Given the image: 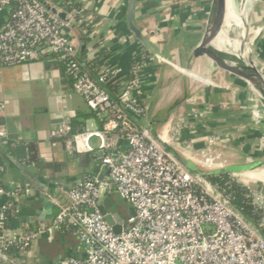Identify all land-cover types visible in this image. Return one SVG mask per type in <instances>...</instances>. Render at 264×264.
<instances>
[{"label":"built area","instance_id":"2783aa9c","mask_svg":"<svg viewBox=\"0 0 264 264\" xmlns=\"http://www.w3.org/2000/svg\"><path fill=\"white\" fill-rule=\"evenodd\" d=\"M4 9H10V14L0 29V67L58 54L66 61L72 90L90 111L105 119L100 130L71 134L70 123L62 122L49 133L53 142L66 140L76 153L90 154L99 161L95 174L77 181L63 200H51L57 211L47 232L72 229L83 253L81 258L64 257L58 264H264V235L258 226L232 207L224 191L186 172L140 123L147 110L140 99L143 82L150 78L146 69L153 61L166 60L139 54L127 72L108 65L94 80L76 61L69 33L73 15L60 21L36 0H0V11ZM116 77L121 82L111 97L101 85ZM254 103L250 113L264 116V110ZM171 131L172 142L179 129ZM5 137L0 130V141ZM217 142L210 137L207 145ZM194 155L192 159L208 165L224 164L217 153H202L200 159ZM0 195L15 198L16 192L0 189ZM111 195L133 210L131 217L118 223V233L100 213L102 200ZM249 197L264 226V193L250 189ZM10 209L7 203L0 208V264H12L7 254L10 248L24 251L39 236L10 230L6 216Z\"/></svg>","mask_w":264,"mask_h":264},{"label":"crops","instance_id":"0c3cea01","mask_svg":"<svg viewBox=\"0 0 264 264\" xmlns=\"http://www.w3.org/2000/svg\"><path fill=\"white\" fill-rule=\"evenodd\" d=\"M43 1L62 10L57 5L63 0H55L56 4ZM66 1L80 5L85 12L82 21L93 33L90 42L84 37L80 23H71L70 38L80 59L83 56L92 59L95 53L92 46L96 44L97 50L113 53L105 66H117L127 72L131 60L146 51L128 31L125 20L128 0ZM261 3L263 10L264 0ZM210 8L211 0H136V26L155 50L169 59L168 63H149L146 71L150 78L143 82L140 99L150 108L152 117L168 105L179 90L181 78L187 77L196 86V93L177 107L161 132L163 141L188 158L197 153L200 159L202 153L209 151L220 155L224 164L264 160V116L250 113L254 98L204 58L192 57L204 36ZM9 14L10 9L0 11V29ZM256 22L262 25L264 17ZM256 37L258 51L262 52L257 57L264 63L262 27ZM258 68L264 76V67ZM0 103L3 105L0 130L6 134L0 141V189L16 192V207L8 227L21 234L39 233L28 250L11 257L12 264H39L41 241L54 244L56 256L74 254L81 258L83 253L73 243L77 240L72 229L69 235L47 232L57 211L51 200H63L65 192L91 175L97 163L90 154L76 153L66 140L53 142L49 133L75 114L88 113L86 102L65 82L59 69L34 61L0 67ZM140 123L145 125V118ZM173 127L179 132L171 142ZM94 129L102 128L95 119H87L82 131ZM210 137L219 140L218 144L207 145ZM19 146L25 147L24 155L19 156L16 151ZM31 154H35L36 163L30 161ZM48 163L63 168L59 171L39 168L40 164ZM30 168L36 170L33 178L25 172ZM251 178H255L253 183L259 178L264 182V175ZM24 189H29L30 194L25 195ZM118 199L117 195L105 197L100 207L125 221L127 205L120 207ZM7 201L8 196L0 195V208Z\"/></svg>","mask_w":264,"mask_h":264},{"label":"water","instance_id":"95a60500","mask_svg":"<svg viewBox=\"0 0 264 264\" xmlns=\"http://www.w3.org/2000/svg\"><path fill=\"white\" fill-rule=\"evenodd\" d=\"M44 9H46L53 17L60 21L67 20V14L54 7L43 0H36ZM255 1V0H252ZM136 0H128L126 10V24L128 31L132 34L134 39L152 56L161 57L167 62L169 59L155 50L151 43L145 38L141 30L136 26L134 21ZM254 3L252 4V6ZM251 6V8H252ZM226 14L227 3L226 0H211V8L206 24L204 36L199 45L193 50L192 57L194 59L204 58L209 62L211 67L226 76L232 78L241 84L255 99V101L264 110V76L257 67L255 61L250 59L248 66L241 69V60H237L233 54L232 46H223L219 51L216 47L215 40L221 33V37H229V32H226ZM242 15V13H241ZM244 17V16H243ZM242 16L241 31L244 34V21ZM243 36V35H242ZM258 38L256 37L253 45H256ZM221 58H220V54ZM196 93V86L189 83L187 77H182L178 92L174 95L168 105L159 111L154 116H150V108L146 110L145 126L151 137L189 174L200 179H207L208 177H217L221 175L252 177L264 175V160H249L245 163H232L223 165H208L201 161L188 158L181 154L162 140L161 132L169 124L177 107L184 101L192 98ZM2 141V140H1ZM16 151L24 155L25 147H16ZM36 170L33 168L27 169L25 172L33 178ZM100 213L103 215L107 225L113 228V231L118 233V223L122 222L121 217L111 212H106L100 207ZM127 215L132 216L133 210L131 207L127 208Z\"/></svg>","mask_w":264,"mask_h":264},{"label":"trees","instance_id":"16d2710c","mask_svg":"<svg viewBox=\"0 0 264 264\" xmlns=\"http://www.w3.org/2000/svg\"><path fill=\"white\" fill-rule=\"evenodd\" d=\"M53 4H56L55 0H47ZM59 8H61L67 15H73L74 16V21L78 22L81 21L80 27L83 29L84 32V37L86 40L90 41V34L91 31L89 30V25H87L84 21H82L83 16L85 12L83 9L80 7L78 4H69L66 0H63L61 3L57 5ZM91 42V41H90ZM93 50H95L94 55L92 56V59L88 60L83 56L81 59L76 56V61L80 66V69L84 72L87 73L89 77L92 79L96 80L98 73L100 72L101 69L105 67V64L107 60H109L113 53L108 52V51H99L97 50V45L92 46ZM144 55L146 56H151L148 52L144 51ZM39 61L43 62L46 66L52 67V68H57L61 71L65 82L71 86L72 80L71 77L67 75L65 71V65L66 61L63 59L59 58L58 54H46L43 57L39 59ZM83 61V62H81ZM128 74H126V77ZM121 82L120 77H116L113 79L108 80L101 86L104 88V90L111 96L113 97V94L115 93V90L118 88L119 84ZM142 102V101H141ZM93 118L98 122V125L100 128L103 127L104 118H101L98 116L96 112L89 111L88 113H77L75 114L69 121L70 126H71V134L82 132L84 126H85V121L87 119ZM31 152H34L33 149L30 148ZM30 161L35 162V154L30 155ZM96 169L92 172V174H95L98 170V164L99 161H96ZM39 168L41 170H51V171H59L60 169L63 168L60 164H55V163H48V164H40ZM91 174V175H92ZM88 176V175H86ZM207 182L217 188L219 191H224L226 195L229 196L231 200L232 207L239 211L241 215L252 225L258 226L259 232L264 235V226L260 225V216L258 212L254 211V207L251 204V199H250V188L246 185L241 184L235 177H232L230 175H221L217 177H208ZM259 191L262 193L263 190L261 188H258ZM7 204L11 205V209L6 213L7 216V226H8V221L11 219L14 209L16 207V200L15 198H8ZM122 207V205L120 206ZM70 230H61L58 233L66 234L69 235ZM77 241H73L75 246H78V238L75 236L74 237ZM41 253L39 255V264H58V261L66 256L60 255L56 256L54 255L55 248L56 246L51 243H42L41 241ZM29 248L25 249L24 251L28 250ZM24 251H19L14 248H10L7 251V254L10 257H14V255L24 252ZM74 256V254H73Z\"/></svg>","mask_w":264,"mask_h":264},{"label":"bare ground","instance_id":"6f19581e","mask_svg":"<svg viewBox=\"0 0 264 264\" xmlns=\"http://www.w3.org/2000/svg\"><path fill=\"white\" fill-rule=\"evenodd\" d=\"M253 2L254 1L252 0H226L227 14H226L225 30L226 32L234 31L235 32L234 38L232 40H228L226 37H223V36L221 37V35H223L221 33V35H219L217 39L215 40L216 47L219 51L223 48V46H232L233 54L235 58H237V60H241V63H240L241 69L246 68L248 66L250 59L252 60L253 58H251L250 56L249 47L245 45H241V43L238 41L240 37V30H241L240 16L243 17L244 14H246L249 11ZM241 13L243 15H241ZM220 58H221V54H220Z\"/></svg>","mask_w":264,"mask_h":264},{"label":"rangeland","instance_id":"374dc122","mask_svg":"<svg viewBox=\"0 0 264 264\" xmlns=\"http://www.w3.org/2000/svg\"><path fill=\"white\" fill-rule=\"evenodd\" d=\"M261 4H262L261 3V0H255L254 1V5L252 6V8H250L249 11L246 14H244V17H245V18L243 17L244 18L243 21H244V25H245L244 26V34H241L242 31L240 30V37H239V40L238 41L241 43V45H245V46L249 47L251 58H253V60L255 61L256 65H257V67H260V65H261V68H263L264 67V63H261L259 61L258 57H257L258 54L262 53V52L258 51L260 49V47H258L257 45L256 46L253 45V43H254V41L256 39V36L259 34V29H261V27L264 29V24H263L264 22L262 23V25L260 24V26L256 22V20L259 17H261V18L264 17V9L262 10V6H260ZM263 8H264V6H263ZM233 32L234 31L229 32V37L231 39L234 38L235 32L234 33ZM250 104H251V106H255V103L254 102L253 103H250ZM255 110L257 112L260 111L259 108H256ZM228 146H226L227 147L226 149H229ZM237 161H239V159H237ZM234 177L241 184L248 186L250 189L261 188L263 190V192H264V182H262L261 180H259L260 178L257 180L258 181L257 183H253L252 181L255 178L254 179L253 178L251 179V177H246V178L243 177V178H241V176H234ZM118 204L120 206L122 205V207L125 206L124 202H122L120 199H118Z\"/></svg>","mask_w":264,"mask_h":264}]
</instances>
